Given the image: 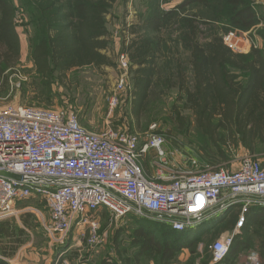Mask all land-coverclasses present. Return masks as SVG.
<instances>
[{
    "label": "built area",
    "instance_id": "1",
    "mask_svg": "<svg viewBox=\"0 0 264 264\" xmlns=\"http://www.w3.org/2000/svg\"><path fill=\"white\" fill-rule=\"evenodd\" d=\"M223 40L237 54L258 48L253 37L236 29ZM130 68L128 55L120 53L108 120L122 94L132 93ZM24 80L14 75L12 90ZM171 148L155 132L142 139L111 125L89 131L71 109L0 107V172L21 177L16 181L0 176V221L18 215L17 205L39 198L49 212L44 229L56 243L63 245L72 230L81 227L88 232V243L98 247L105 241L97 218L101 209L116 219L133 216L175 232L196 229L237 210L233 229L209 247L210 264H222L242 235L249 210L264 208V160L246 154L237 167L216 168L192 158L186 167L171 159ZM198 248L202 252L201 243ZM248 262L261 264L259 254L251 253Z\"/></svg>",
    "mask_w": 264,
    "mask_h": 264
},
{
    "label": "trees",
    "instance_id": "2",
    "mask_svg": "<svg viewBox=\"0 0 264 264\" xmlns=\"http://www.w3.org/2000/svg\"><path fill=\"white\" fill-rule=\"evenodd\" d=\"M20 1L36 29L32 60L37 88L47 89L46 83L51 77L67 85L70 75L84 68L115 67L107 55L111 49L107 16L117 0ZM191 7H199L207 17L195 13L185 15ZM20 10L14 0H0L2 81L21 62V38L16 24ZM259 10L256 0H184L169 12L155 6L145 21L132 26L129 31L133 37L123 43L121 53L128 55L131 65L132 113L136 119L142 115L158 72L164 50L163 28L180 13L184 14L181 40L189 51L190 73L179 61L166 84L176 87L185 106L193 111L197 129L220 154H223L221 148L234 137H239L252 151L256 142L264 144V18ZM221 26L242 32L255 31L263 40V48H254L247 54L234 53L224 43ZM1 90L6 91L5 87ZM26 94L24 91L23 96ZM34 95L33 100L41 97ZM52 99L49 96L46 102L52 103ZM135 222L138 226L132 238L138 246L137 259L156 257V264H173L184 250L195 253L216 221L184 232L144 219H135ZM257 229L262 233L255 232ZM64 247L58 251L60 256L67 251ZM248 252L258 253L264 260V208L249 210L243 233L235 238L222 264H236ZM63 263L57 257V264ZM0 264L9 263L0 258Z\"/></svg>",
    "mask_w": 264,
    "mask_h": 264
},
{
    "label": "rangeland",
    "instance_id": "3",
    "mask_svg": "<svg viewBox=\"0 0 264 264\" xmlns=\"http://www.w3.org/2000/svg\"><path fill=\"white\" fill-rule=\"evenodd\" d=\"M35 1V0H33ZM21 10L18 13L17 27L22 42V58L19 67L8 74L6 80L0 78V107L8 105L37 107L45 109H71L80 118V123L89 131H102L108 125L117 130L136 132L145 138L150 132L164 136L174 156V162L189 167L192 158L200 164L216 168L233 165L237 167L240 159L246 154L255 155L264 160V144L256 142L255 150H249L234 137L223 146L222 152L206 139L196 127L193 111L185 106L183 97L176 87L166 84L167 77L176 69L179 61L190 73L188 64L189 51L181 40L182 19L184 14L178 13L172 22L165 25L161 38L164 43L163 54L158 63V72L154 85L143 109L140 119L133 115V93L122 94L119 106L108 120V99L114 91L117 72L118 54L122 50V41L128 35L132 26H139L153 12L155 6L162 11L169 12L181 5L184 0H117L110 14L107 16L108 28L111 34L110 45L114 55L111 58L115 67L84 68L70 75L67 85L51 77L47 80V89H39L34 85L35 67L32 60V45L35 40L36 29L31 25L29 15H26L21 1L14 0ZM22 12V13H21ZM260 15L264 18V10L260 8ZM198 14L207 17L199 7H191L185 15ZM222 27V26H221ZM206 29V28H205ZM229 31L222 27L223 36ZM126 37V38H127ZM248 37H253L251 36ZM258 40L262 42L261 38ZM205 36L202 37V40ZM259 46V45H258ZM21 74L24 82L20 87H11L14 75ZM14 80V79H13ZM5 87V92L2 88ZM27 91L25 97L23 92ZM34 93L41 95L33 100ZM52 96V103L46 102ZM168 149L167 146L164 147ZM170 159V160H171ZM18 215L0 221V257L16 264H57L63 259L66 264H156L155 258L137 259L138 246L132 238L137 222L133 216L116 219L109 211L101 209L97 218L100 222V232L105 241L101 246L92 247L86 237V228L75 227L66 238L64 244L56 243L45 231L44 223H49V212L45 202L41 199H29L19 205ZM39 212H38V211ZM237 210L227 214L222 221L220 218L213 223L212 231L201 241L202 252L197 246L195 253L185 250L177 255L173 264H203L211 263L210 245L217 238L234 227ZM214 222V220H213ZM255 232L262 233L257 229ZM256 234V233H255ZM67 250L65 255L59 252ZM59 251V252H58ZM252 253V252H251ZM248 252L238 264H248ZM56 260V262H55ZM261 264L264 260L260 258Z\"/></svg>",
    "mask_w": 264,
    "mask_h": 264
},
{
    "label": "crops",
    "instance_id": "4",
    "mask_svg": "<svg viewBox=\"0 0 264 264\" xmlns=\"http://www.w3.org/2000/svg\"><path fill=\"white\" fill-rule=\"evenodd\" d=\"M256 5H258V6H260V8H263V10H264V0H256ZM247 36H251V34L253 35V38H254V41L256 42V44L257 45H259L258 46V48L260 49V48H263V40H261L262 42H260V40H258V38H257V35H256V32L255 31H253V32H244ZM128 34H129V36L127 37V35H125L124 37H123V41H122V46H123V43L125 42V41H127V40H129L130 38H132L133 36L132 35H130L131 33H130V31L128 32ZM20 35V34H19ZM127 37V38H126ZM21 38V37H20ZM21 47H22V42H21ZM251 51V50H250ZM120 53H121V51H120ZM119 53V54H120ZM118 54V55H119ZM107 55H108V57H110L111 58V55H114V53H113V50H112V48L110 49V51L107 53ZM112 59V58H111ZM106 68H108V67H106ZM117 77V76H116ZM32 199V198H31ZM39 198H33V200H38ZM104 210H106V209H104ZM139 219V218H138ZM147 221V220H146ZM159 226H161V225H159ZM162 227H164V226H162ZM198 232H199V230H197ZM183 252H185V250L183 251ZM65 255V254H64ZM242 257H244V256H242ZM242 257H240L239 258V260L237 261V263L236 264H238V262L239 261H241V263H242ZM1 258V257H0ZM2 259H4L5 260V258H2ZM5 261H7L9 264H16L15 262H13V261H9V260H5Z\"/></svg>",
    "mask_w": 264,
    "mask_h": 264
},
{
    "label": "water",
    "instance_id": "5",
    "mask_svg": "<svg viewBox=\"0 0 264 264\" xmlns=\"http://www.w3.org/2000/svg\"><path fill=\"white\" fill-rule=\"evenodd\" d=\"M0 176L6 177V178H9V179H13V180H16V181H20L21 180L20 176L15 175V174H11V173H7V172H0Z\"/></svg>",
    "mask_w": 264,
    "mask_h": 264
}]
</instances>
